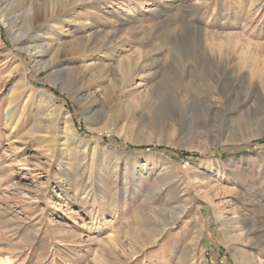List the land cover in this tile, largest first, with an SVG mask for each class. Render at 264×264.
<instances>
[{"label": "rangeland", "instance_id": "1", "mask_svg": "<svg viewBox=\"0 0 264 264\" xmlns=\"http://www.w3.org/2000/svg\"><path fill=\"white\" fill-rule=\"evenodd\" d=\"M0 4L1 259L264 264V0Z\"/></svg>", "mask_w": 264, "mask_h": 264}, {"label": "bare ground", "instance_id": "2", "mask_svg": "<svg viewBox=\"0 0 264 264\" xmlns=\"http://www.w3.org/2000/svg\"><path fill=\"white\" fill-rule=\"evenodd\" d=\"M0 6H1V4H0ZM32 7L33 6H31L30 8H32ZM2 8L0 7V19L5 25H7L9 27L8 17L6 15L7 13L6 12L2 13V11H3ZM4 9H5V7H4ZM4 13H6V14H4ZM79 95L83 96V91L82 92L79 91ZM86 108L88 109V107H86ZM64 121H65V129L64 130H65V133L68 135V138H70L72 141H77V142H79L81 144L85 143L84 138L79 134L77 128L72 123L71 117L69 115H66L64 117ZM0 263L1 264H11L9 259H7V260L4 259L3 260L1 258H0Z\"/></svg>", "mask_w": 264, "mask_h": 264}, {"label": "trees", "instance_id": "3", "mask_svg": "<svg viewBox=\"0 0 264 264\" xmlns=\"http://www.w3.org/2000/svg\"><path fill=\"white\" fill-rule=\"evenodd\" d=\"M260 142H264V139L263 140H260ZM143 148H146V149H148L149 147H143ZM159 150H162L163 149V147H161V146H159V147H157ZM189 156H194V154L193 153H188V152H181V153H179V155H178V157H185V158H187V157H189Z\"/></svg>", "mask_w": 264, "mask_h": 264}, {"label": "water", "instance_id": "4", "mask_svg": "<svg viewBox=\"0 0 264 264\" xmlns=\"http://www.w3.org/2000/svg\"><path fill=\"white\" fill-rule=\"evenodd\" d=\"M149 151V150H146V152Z\"/></svg>", "mask_w": 264, "mask_h": 264}]
</instances>
